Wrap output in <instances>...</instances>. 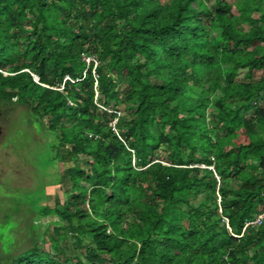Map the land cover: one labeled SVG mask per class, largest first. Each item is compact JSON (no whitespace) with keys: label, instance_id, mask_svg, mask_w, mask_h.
Returning a JSON list of instances; mask_svg holds the SVG:
<instances>
[{"label":"trees","instance_id":"16d2710c","mask_svg":"<svg viewBox=\"0 0 264 264\" xmlns=\"http://www.w3.org/2000/svg\"><path fill=\"white\" fill-rule=\"evenodd\" d=\"M0 104L69 163L0 264H264V0H0Z\"/></svg>","mask_w":264,"mask_h":264},{"label":"rangeland","instance_id":"374dc122","mask_svg":"<svg viewBox=\"0 0 264 264\" xmlns=\"http://www.w3.org/2000/svg\"><path fill=\"white\" fill-rule=\"evenodd\" d=\"M49 141L45 132L28 124L22 107L0 104V253L16 242L17 249L23 248L35 220L40 224L36 230L40 245L43 235L52 232L53 225L46 223L56 217H38L46 205L63 201L61 186L69 163L51 161ZM66 240L71 244L72 238ZM66 253L70 256L72 250Z\"/></svg>","mask_w":264,"mask_h":264},{"label":"built area","instance_id":"2783aa9c","mask_svg":"<svg viewBox=\"0 0 264 264\" xmlns=\"http://www.w3.org/2000/svg\"><path fill=\"white\" fill-rule=\"evenodd\" d=\"M85 60H86V62H89V61L92 60V59H90V58H86ZM35 79L37 80V77H35ZM263 216H264V213L261 214V215H258L257 218H256L254 221L248 223L247 225H255V224H259L260 221L262 220Z\"/></svg>","mask_w":264,"mask_h":264},{"label":"water","instance_id":"95a60500","mask_svg":"<svg viewBox=\"0 0 264 264\" xmlns=\"http://www.w3.org/2000/svg\"><path fill=\"white\" fill-rule=\"evenodd\" d=\"M38 79V78H37Z\"/></svg>","mask_w":264,"mask_h":264}]
</instances>
